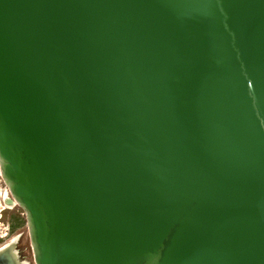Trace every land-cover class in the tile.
Listing matches in <instances>:
<instances>
[{"label":"water","instance_id":"obj_1","mask_svg":"<svg viewBox=\"0 0 264 264\" xmlns=\"http://www.w3.org/2000/svg\"><path fill=\"white\" fill-rule=\"evenodd\" d=\"M0 178L34 264H264V0H0Z\"/></svg>","mask_w":264,"mask_h":264},{"label":"rangeland","instance_id":"obj_2","mask_svg":"<svg viewBox=\"0 0 264 264\" xmlns=\"http://www.w3.org/2000/svg\"><path fill=\"white\" fill-rule=\"evenodd\" d=\"M0 187L5 188L3 185V182L0 183ZM6 189L0 188V193L4 192ZM3 199L1 198V204ZM0 204V209H1ZM7 207V206H6ZM9 207V206H8ZM13 212H16L20 214V216H24L21 213V209L18 206H15L14 208L4 209L1 212V218H0V245L7 242L10 238H12L16 234H21L19 242H18V248L21 250L22 255L27 258L29 261V264H34L29 237L27 233V227L25 221L21 224H18V222L14 219L11 220V214Z\"/></svg>","mask_w":264,"mask_h":264},{"label":"flooded vegetation","instance_id":"obj_3","mask_svg":"<svg viewBox=\"0 0 264 264\" xmlns=\"http://www.w3.org/2000/svg\"><path fill=\"white\" fill-rule=\"evenodd\" d=\"M2 182V180H1V178H0V183ZM3 185L5 186V184L3 183ZM1 189H6V186H5V188H2V187H0ZM15 206H13V207H6V205H4L3 203L1 204V209H0V218H1V212L4 210V209H9V208H14ZM21 213L23 214V212H22V210H21ZM17 216H20V214H18V213H16V212H13L12 214H11V220H14L15 219V217H17ZM20 217H23L24 218V216H20ZM24 221H25V218H24ZM0 236H2V235H0ZM19 253H20V258L21 259H23V260H27V258H25L23 255H22V253H21V250L19 249ZM28 261V260H27ZM28 263H29V261H28Z\"/></svg>","mask_w":264,"mask_h":264},{"label":"bare ground","instance_id":"obj_4","mask_svg":"<svg viewBox=\"0 0 264 264\" xmlns=\"http://www.w3.org/2000/svg\"><path fill=\"white\" fill-rule=\"evenodd\" d=\"M7 194H8L7 190H5L4 192H1V193H0V204H1V198H2L3 201H4V197L7 196ZM6 206H7V205H6Z\"/></svg>","mask_w":264,"mask_h":264},{"label":"trees","instance_id":"obj_5","mask_svg":"<svg viewBox=\"0 0 264 264\" xmlns=\"http://www.w3.org/2000/svg\"><path fill=\"white\" fill-rule=\"evenodd\" d=\"M15 220L18 222V224H21L22 222H24V218L20 216L15 217Z\"/></svg>","mask_w":264,"mask_h":264}]
</instances>
